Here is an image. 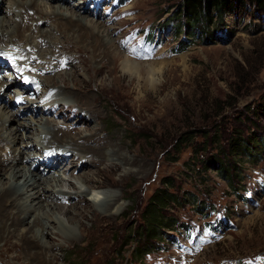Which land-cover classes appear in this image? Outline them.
<instances>
[{
  "label": "rangeland",
  "instance_id": "1",
  "mask_svg": "<svg viewBox=\"0 0 264 264\" xmlns=\"http://www.w3.org/2000/svg\"><path fill=\"white\" fill-rule=\"evenodd\" d=\"M8 1L0 0V16L6 18L8 10L2 11V7L11 6L13 11L19 10L15 4L7 5ZM117 1L123 0H67L70 6L79 8L82 4L81 7H86L87 16L95 12L96 16L90 17L110 28L109 37L115 50L101 45L98 48L74 37L66 39L68 37L59 36L58 32V37H53L57 43L50 48L47 40L39 37V30L43 29L46 33L53 26L50 22L43 24V20L38 21L41 28L37 27L32 35L31 31L23 32L26 34L24 38L30 37L31 43L38 42L41 49L32 50L26 46L28 50L23 52L32 50L42 56L33 54L30 59L27 58L30 61L29 73L33 77L29 76L33 82L28 85L27 91L31 93L42 89V96H37L29 104L27 93L26 102L15 105L13 95L9 94L12 90L7 94L6 91L1 93L0 97L5 100L0 106L4 104L6 109L3 119L10 120L5 132H2V136L9 138V148L4 143L2 146L7 152L11 146L14 149V156L5 163L13 167L24 165L23 173H27L29 168L42 177L41 182L48 178L52 180V185L57 184L58 187L54 191L47 190V198L42 195L44 204L40 209L37 199L33 202L34 197L18 191L21 201L27 206V214L22 216L21 225L12 221L18 215L15 213L10 216L11 221L9 219L1 227L0 264H129L133 247L129 235L139 219V207L156 187L164 188L160 184L165 176L178 180L179 194L185 207H178L176 213L183 222L213 218L212 209L208 216L196 212L191 201L198 199L211 202L216 212L222 210L228 214L231 210L229 217L233 224L216 233L197 226L190 237L183 230L168 232L160 240L162 243L154 241L155 246L160 244L162 247L146 255L144 264H263V148L251 157L234 158L243 170L244 179L240 182L239 193L244 195L245 200L232 193L228 182L216 169L200 171L201 164L194 169L187 164L192 161L196 150H199L200 157L207 156L229 144V139L236 135H248L253 130L264 135V113L262 117L252 112L259 104H263L264 112V14L256 19L246 16L241 20L228 16L220 26L218 20H214L211 26L214 35L210 36L213 39L206 40L209 37L206 34L199 37L189 35L192 31L198 32L195 27L199 25L187 27L185 18L178 15L174 1L129 0L121 8L116 6ZM17 4L25 5L21 0ZM29 12L33 14L34 10ZM19 19L15 18V21L19 22ZM148 25L164 39L161 46L145 43L134 33L126 32L133 26ZM7 48L13 49L10 46ZM49 48L53 49V56L47 54ZM100 49L104 52L99 58L94 53H100ZM24 55L27 57V54ZM123 56L139 63L141 71L125 74L121 70ZM34 59L38 65L49 60H53L54 64L42 70L32 64ZM109 69L112 70L106 73ZM147 70L151 72L148 74ZM148 75L151 76L149 80L146 79ZM54 82L61 85L50 87V83ZM64 84L70 89L59 95L56 88L59 87L62 92ZM13 87L17 86L14 84ZM44 91L47 92L45 99L50 100L48 102L44 100ZM41 99L44 101L39 102ZM13 119H19L25 125L19 126ZM47 122L57 124L55 129L59 130V137L63 140L75 138L80 143L83 142L77 135L88 137V130L97 127L95 131L101 132L104 141L108 142L105 149L107 157L95 167L81 165L88 162L89 156H75L78 160H74V166L71 159L62 158V163H57L58 169L50 171L55 155L48 162L44 150L57 147H50L52 141L48 131L52 126ZM184 134L193 138L183 143L178 154L172 146ZM80 143L78 149H81ZM63 144L68 149H57L71 156L74 150H70L71 146L66 141ZM26 151L31 155L25 156ZM113 153L116 157L112 156ZM35 155H41L43 161L32 167L34 164H28V158ZM173 158L178 160L173 161ZM63 169H67V174H63L67 180L64 190L74 192L69 179L76 186L88 188L81 200L80 195L74 197L61 191L57 173L60 171L62 174ZM85 171L92 175L82 184V179L77 176ZM24 179L18 185H22ZM56 179L58 183L53 182ZM5 181L14 186L12 171L6 174ZM91 189L106 194L108 200L117 197L110 214H101V219L97 221L92 220V213L95 210L102 212L104 206L91 204L88 192ZM54 204L61 205L64 210L54 208ZM64 211L69 216L73 215L69 217L70 221ZM49 214L53 221L49 220ZM36 217L46 223L35 227L30 239L25 242L20 238V232L30 228ZM73 251L76 257L80 256L79 260L72 255Z\"/></svg>",
  "mask_w": 264,
  "mask_h": 264
},
{
  "label": "bare ground",
  "instance_id": "2",
  "mask_svg": "<svg viewBox=\"0 0 264 264\" xmlns=\"http://www.w3.org/2000/svg\"><path fill=\"white\" fill-rule=\"evenodd\" d=\"M18 2H19V0H12V1L9 0L7 2V5L8 4L9 5L10 4H12V5L15 4L16 8H19V10H17L18 12L13 11V7H11V6L10 7L6 6L4 8L2 7V11L4 9L8 10L7 14H9V15H6L8 18H6L4 16H0V33L3 32L2 35H0V47L7 48V47L10 46V47H13L14 49L15 48H17L19 50L21 49L22 51L23 50H28V48L26 46H29V48L31 47L32 50H34L35 48L39 49L38 42L31 43L30 40H29L31 38L30 37H28V39L24 38V35H26V34H23V32L31 31L30 34L32 35L34 30L37 29V27H40V25H38V21L43 20V24H45V23L46 24H50L51 23V26H53V28L49 29V31L46 32V33H44L45 31L43 29L39 30V35H40L39 37L43 38V41L47 40L46 44L49 45L50 48L54 47V45H52V44L57 43V41L55 42V39H56V37H58V35H57V32H58L59 36L63 35L65 37H68L66 39H71V37H74L75 39L84 41L85 43H88L90 45L94 44V45H96V47L98 46V48L101 45V46L107 47L108 49L113 48V50H115L114 49V42L110 39L111 37H109V34H110V30L109 29L110 28L107 27V25L104 22L100 23L99 21L96 20V18L94 19V18L90 17L92 15L96 16L95 12L89 14L90 16H87V14H86L87 13V9H85L86 7H84V6L81 7L82 4L79 6V8H76L75 6H70L69 4H67V0H21L22 4H25V5L17 4ZM55 2H57V3H55ZM64 4H67L68 6L64 5ZM84 4H86V3H84ZM30 9L34 10L33 14H31L29 12ZM15 18H17V19L20 18L19 19L20 21L19 22L15 21ZM72 23L74 24V26L72 25ZM8 30H10V31H8ZM92 36H94V38H92ZM53 37L55 39H53ZM25 40H28V42L24 43ZM2 45H8V46H2ZM32 50L31 51L29 50L28 52H26L27 57L29 59L31 58V56L33 54H37L38 56L40 55L39 52H35V51H32ZM39 50L41 51V49H39ZM100 51H101L100 53H94V55L96 57L100 58L101 54H103V52H104L102 49H100ZM47 54L48 55L50 54V55L53 56L54 55L53 49H50L47 52ZM33 58H35V57H33ZM43 58H45V57H43ZM121 58H123L122 61H121V70L125 74L132 75L135 72L140 70V64L139 63L134 62L132 59H130L129 57H126V56H123ZM115 59H118V58L116 57ZM35 61H36V59H34L32 61V64L35 67H38V68H40L42 70H43V68L45 69L47 67H50V65L54 64L53 60H49L45 64H41V65H38V63H36ZM111 70L112 69L107 70L106 73H109ZM46 71L47 70L42 71V73H45ZM146 72L149 74L151 72V70H147ZM31 77H32V75H31ZM148 77L151 78V76L148 75L146 77V79H148ZM61 81H63V80H61ZM57 85H61V84H59L57 82H54L53 84L50 83L49 86L50 87H56ZM64 86H65V90H63L62 92H61L59 87L56 88L58 90V94L59 95L60 94H65L66 92H68V88L69 87H66V84H64ZM36 87H37V85H36ZM38 87H40V86H38ZM2 92L3 91L0 92V95H1ZM69 96H70V94H69ZM3 105L0 106V229H2L1 227L3 226V224L7 223L9 219L11 221L10 216L12 214L18 213V215L16 216V219H14V217H13L14 220H12V221H16L17 224H20V222L22 220V216L24 214L25 215L27 214L26 213L27 206L24 205L25 202L21 201L22 196H20L17 193H19L21 191V192H23V195L24 194H29V197L30 196L34 197V199H32L33 202L36 201V199H37L38 201L36 202V204L38 205V207L40 209L42 207V205L44 204V201L42 200L44 198H42V195H45V197L47 198V195H46L47 190L51 189V191L52 190L54 191L58 187V185L56 183H55L56 185H52V183H51L52 180L50 181V180H48V178L47 179L44 178V180L41 182L42 177H39L38 174H36L34 172V170H30L29 168H28L27 173H23L22 172L23 168H26L24 165H21V166H18V167L17 166L13 167L12 165H8L7 163H5V160H9L11 158V156L13 155L14 149L11 146L10 150L7 152L6 147L9 148V143L7 142V139H9V138L7 136H5V137L2 136V132L4 131L7 123L10 122L9 119L8 120L7 119L6 120L3 119V116H4L3 112L6 111V109L3 107ZM29 108H31V107H29ZM35 111L36 110L34 108L33 112L35 113ZM12 121L17 122V124H19V126H21L22 124H23V126L25 125L24 122L22 123L21 121H19V119H13ZM46 124H51V123L47 122ZM56 125L57 124H55V125L51 124L52 128H51L50 131H48V133L50 134L49 136L51 137L50 139L52 141L51 143H49L50 147L66 148V147H63L65 145V144H63V142L66 141V144L71 146L70 150L71 151L74 150V151H73V153L71 152L72 153L71 156L68 155L67 153H64V152H62L59 155L54 156L55 159L49 166L50 167V169H49L50 171H51L52 168L58 169L59 164H57V163L60 162V160L62 158H64L63 160L71 159L70 162H71L72 166H74V160H78V159L75 158V156L79 155V158H81V155H83L84 157L89 156L87 158L88 162H86L84 164H81V165L82 166L83 165L86 166V164H88L89 167H95L99 163V161H101L102 159H105L107 157L105 149H106V144L108 142L104 141L103 137L100 134L101 132H96L95 131V130L98 129L97 127H93L92 130H88L90 132L88 137H81L80 134L77 135L78 138H81V140L83 142V143H80V141L77 140V139L75 140V138H72L71 140H68V138H66L64 140H63V138H60L59 137V130L55 129V128H57V127H55ZM19 126H18V128H19ZM78 132H79V130L77 131V133ZM64 134L66 135V134H68V132L64 133ZM15 136H13L14 141L16 140ZM107 141H108V139H107ZM90 142H92V143H90ZM2 143H4L6 147H3ZM79 143H80L81 149L77 148L79 146ZM34 146H37V145H34ZM46 147H48V146H46ZM43 149L44 148H42V150ZM66 149H68V148H66ZM39 150H41V149H39ZM42 150H41V152H42ZM115 154L116 153H113L112 156H115ZM29 155H31V154H29L28 151H26V155L25 156H29ZM42 161H43V159H41V155L38 158H37L36 155L31 157V158H28V164H30V165L36 164L37 162H42ZM22 163H23V160H22ZM60 163H62V161ZM32 167H35V166H32ZM9 171H12V180L15 182V184L13 183L14 186H12L11 184L8 185V182L5 181L6 174ZM56 171H58V170H56ZM66 171H67V169L66 170L63 169L62 174L60 173V171H59V173H57L59 175L58 179L60 181L61 191L63 192V194H72L73 196L74 195H77V196L80 195L81 196L80 200H81L83 198L82 194L84 193V190L88 189V188L84 189L83 186H76L73 183V180L69 179L70 180L69 184L71 185L70 188H72L74 192L76 190V192L74 193V192H68V191L64 190L66 185H67V183H66L67 180H66V178H65V176L63 174H65ZM91 175L92 174H89V173L87 174L86 171H85V173L83 172V173L80 174V176H77V177H79L80 180L82 179L81 182L83 184V182L85 183V181H87L88 177H90ZM23 177H25V179L21 182L22 185H18V183H20V180ZM59 181H57V179H56L53 182H57L58 183ZM62 182H65V184L62 183ZM93 189L95 190V188H93ZM93 189H91L92 191L88 190L89 194L91 195V199H92L91 204H93V206L94 205L95 206L96 205H103L104 206V210L102 212H99L98 210H95V212L92 213V220H96L97 221V220L101 219V214L102 215H108V213L110 214L112 207H115V205H116L117 197L116 198L113 197V198L108 200L107 199L108 197H107L106 194H104L102 192L101 193L95 192ZM52 194L54 195V192H52ZM77 196H76V198H77ZM74 197H72V198L76 199ZM52 198H53V196H51V200H54V198L53 199ZM8 202H9V204H8ZM76 202H78V201H75L74 203H76ZM46 205H48V204H46ZM54 208H57L60 211L64 210V207H62L61 205H57V204H54ZM47 216H49V220L51 219V221H53L52 215L49 214ZM66 217H67V220L70 221L69 217L72 218L73 215L69 216L66 213ZM33 220H34L33 224L30 226V228L28 227L26 230L24 229L25 231L21 230L22 232H20V238L24 239L23 241H25V242H26V240L28 241V239H30V236L33 234V230H34L35 227L40 226V225L42 226L43 224L46 223V222L42 223V219L40 217H36ZM245 221L246 220H244L243 222H245ZM9 224H10V222H9ZM16 228L17 227H14L13 229H16ZM6 235H8V234H6ZM33 241H34V239H33ZM27 247H29V246H27Z\"/></svg>",
  "mask_w": 264,
  "mask_h": 264
},
{
  "label": "trees",
  "instance_id": "3",
  "mask_svg": "<svg viewBox=\"0 0 264 264\" xmlns=\"http://www.w3.org/2000/svg\"><path fill=\"white\" fill-rule=\"evenodd\" d=\"M176 3L178 15H181L187 27H195L199 31L190 32V36L199 37L206 34L207 39H213L210 36L214 35V29L211 28L214 20L220 26L224 23L225 17L239 18L251 16V19H256L264 14V0H171ZM179 19V18H178ZM191 31V30H190ZM195 33V34H193ZM252 112L255 115L263 117V104H259ZM193 137L184 134L172 146L176 153H180L183 143L191 140ZM218 142V140H216ZM229 144L221 146L215 154L207 156H199V150L192 154L193 159L188 162L190 168L194 169L201 164L200 171H208L213 168L218 171L220 176L228 182L231 191L238 198L245 200L244 195L239 193V186L244 179L243 170L234 158L243 156H253L256 151L261 148L264 150V135L257 130H253L248 135H236L228 141ZM205 145H202L204 149ZM171 148V149H172ZM178 158H173L177 161ZM178 180L175 177L165 176L161 184L164 188L156 187L147 201L139 207V219L133 224V230L130 233V242L133 243L129 264H144L146 255L155 252L162 246H155L154 241L163 240L168 232L179 231L182 227L187 226L182 218H179L176 213L178 207H185V203L181 201V195L177 186ZM227 193V192H225ZM227 195H229L227 193ZM194 209L197 213L203 216H208V207H214L211 202H203V200H192ZM229 209V208H228ZM228 211V210H227ZM228 211V216L232 213ZM163 246L165 244H162ZM72 255L76 257V252ZM77 260L80 256L76 257ZM143 262V263H142ZM83 264H87L83 262ZM107 264H112L108 262Z\"/></svg>",
  "mask_w": 264,
  "mask_h": 264
},
{
  "label": "snow or ice",
  "instance_id": "4",
  "mask_svg": "<svg viewBox=\"0 0 264 264\" xmlns=\"http://www.w3.org/2000/svg\"><path fill=\"white\" fill-rule=\"evenodd\" d=\"M37 86H39V85H37Z\"/></svg>",
  "mask_w": 264,
  "mask_h": 264
}]
</instances>
